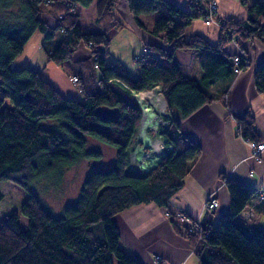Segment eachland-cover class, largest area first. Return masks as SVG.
I'll return each mask as SVG.
<instances>
[{"label":"trees","instance_id":"obj_1","mask_svg":"<svg viewBox=\"0 0 264 264\" xmlns=\"http://www.w3.org/2000/svg\"><path fill=\"white\" fill-rule=\"evenodd\" d=\"M93 1L0 0V264H141L120 245L114 214L148 202L167 207L201 151L182 133L180 119L214 97L208 92L210 86L238 73L235 55L224 50L231 35L237 42L257 39L264 45V1L239 0L246 16L219 19L218 39L210 42L199 33L186 35L190 21L200 18L192 0L189 8L172 0H124L137 26L162 33L165 42L148 45L145 54L155 53V58L143 61L142 54L137 56L141 61L132 76L121 61L105 57L108 33L122 26L113 15L119 0H96L94 23L99 30L88 31L78 23L79 10ZM12 3L17 4V13L9 10ZM42 11L54 24L41 16ZM150 12H157L154 22L140 19ZM35 31L42 32L43 39L60 32L58 42L46 50V61L61 64L71 59L72 75L77 77L73 83L82 97L62 95L39 69L10 67ZM81 44L90 53L76 57ZM183 49L196 52L202 71L199 78L182 73L175 54ZM247 63H238L240 71ZM110 80L135 91L160 87L168 121L160 127V137L171 148L146 172L127 170L140 106L129 89ZM252 81L255 91L264 94V63L254 69ZM100 105L116 107L115 116L102 119L95 111ZM235 118L240 136L261 140L249 110ZM43 121L54 123L43 125ZM86 135L115 147L111 166L102 168L94 162L101 153L86 149ZM79 157L90 162L89 172L75 202L64 205L59 213L51 212L33 192L23 198L4 190L10 182L27 187L31 179L52 174ZM220 177L228 188V209L215 224L206 217L202 220L207 237L194 248L199 264H264V226L250 227L235 220L258 189ZM18 215L26 217L22 229ZM98 221L103 230L99 235L92 228ZM185 235L192 245L194 235Z\"/></svg>","mask_w":264,"mask_h":264},{"label":"crops","instance_id":"obj_2","mask_svg":"<svg viewBox=\"0 0 264 264\" xmlns=\"http://www.w3.org/2000/svg\"><path fill=\"white\" fill-rule=\"evenodd\" d=\"M172 1L183 8H189V0ZM216 1L218 20L246 16V8L239 0ZM255 1L264 0H248V4ZM113 15L122 22V26L115 27L108 33L109 43L114 38H121L122 33L128 29L134 33V44L129 45L121 55L111 54L107 47L105 57L110 61H121L128 73L135 76L141 60L156 57L152 52L142 54V47L149 44L165 45L163 34H154L138 27L124 0H119ZM147 17L146 14L140 15L142 21L149 23ZM44 19L50 24L55 22L48 14ZM83 29L88 30L89 27ZM192 33H199L210 42H216L220 32L217 24L206 25L198 17L193 18L186 28V35ZM224 50L228 55L247 57L248 63L229 81L220 80L210 86L208 92L214 97L187 117L180 119L182 133L201 148L193 166L185 175L182 186L170 197L167 207L148 202L131 206L113 216L119 232L120 245L141 264H199L190 240L182 228L170 220L166 211H184L192 217H200L201 220L206 217L215 224L227 211L229 204L228 188L220 174L250 185L258 189V192L264 187V150L258 157L250 154L246 138L237 132L235 118V115H242L249 110L254 116L255 128L264 141V94L255 91L252 81L254 69L264 63V45L257 39H240L238 42L230 40ZM89 53L90 49L81 44L75 56L83 57ZM141 54L142 59L138 60L137 56ZM175 59L184 75L200 77L202 71L195 51L178 50ZM148 131V136L142 134V138L152 148L159 139L154 138L149 134L151 131ZM129 170L139 173L138 168L130 162ZM211 193L217 197L218 206L214 210H206L204 201ZM257 195L248 203V206H252L254 216L244 218L240 212L237 215L239 219L236 220L235 217L238 223L250 227L264 226V200L258 203ZM156 256L161 259L157 260Z\"/></svg>","mask_w":264,"mask_h":264},{"label":"rangeland","instance_id":"obj_3","mask_svg":"<svg viewBox=\"0 0 264 264\" xmlns=\"http://www.w3.org/2000/svg\"><path fill=\"white\" fill-rule=\"evenodd\" d=\"M95 1L96 0L88 6L81 7L79 10L80 16L78 23L82 28L89 27L88 31L99 30V28L93 23L95 17ZM16 3H12L9 7V10L13 11L12 13L18 12V3ZM41 7L42 9L44 8L43 3ZM146 15L148 16V24H151V22H154L157 17V12L146 13ZM41 16L45 17L46 13L42 11ZM60 36V32L57 31L52 39H43V33L35 31L25 43L22 51L10 62V67L19 68L21 66L28 65L32 68L39 69L44 78L50 81L62 95L71 98H80L82 95L72 80V74H74L73 61H71V59L65 60L61 64L46 61V50L54 47ZM121 36V38H114L111 43L107 45L111 54L121 55L124 53V50L129 47V45L134 44L133 31L130 32L126 29ZM122 50L123 52L121 53ZM145 53L146 52H142V54ZM158 92L160 93V90ZM158 92H153L154 99L158 98L156 97ZM158 96L161 97V101L165 104L162 96L160 94H158ZM7 101L8 100H6V102ZM142 104H144V102H142ZM157 108L158 110L153 111L149 107L151 116H153V113H156L157 117L151 119L150 123H143L139 128V131L137 129L131 150L129 152L128 160L130 164L135 166V168L137 167L141 172H143V170H149L159 158V152H155V145L158 143L160 144L162 139L160 137V133L153 131V129L149 126L152 125L159 129L162 121H168L165 117V105H162V108H160V106ZM173 110L176 113L178 112L175 108ZM46 123L53 124L54 121H47ZM46 123L45 121L42 122L43 125H47ZM147 129L151 131L149 134L154 136V138L156 137L159 139V142L153 145L154 148H151V146L147 144L146 140L142 138V134L148 136L146 132L148 131ZM85 138V147L87 150H98L101 153L100 157L94 160L97 165L102 168H107L114 163L115 147L113 145L100 141L91 135H86ZM89 169L90 162L85 158L79 157L76 158L70 165L64 166L52 174L37 176L31 179L27 187L15 185L10 182L4 186V190L15 193L23 198L27 197L30 192H33L51 212L59 213L64 205L75 202L79 188L83 179L87 176ZM237 219L239 218L236 216V220ZM18 222L20 228H24L26 226V217L18 215ZM92 228L97 235L103 232L100 221L94 223Z\"/></svg>","mask_w":264,"mask_h":264},{"label":"built area","instance_id":"obj_4","mask_svg":"<svg viewBox=\"0 0 264 264\" xmlns=\"http://www.w3.org/2000/svg\"><path fill=\"white\" fill-rule=\"evenodd\" d=\"M192 3H193L192 9L197 10L200 13L199 16L206 25L215 23L218 26H220V21L217 19L218 3L216 0H208V1L192 0ZM230 40H236L235 36L231 35ZM148 51H149V48L147 46H144L142 48V52L147 53ZM233 60H234V70L236 72H240V68L238 67V63L243 62V61H247V57L235 55L233 57ZM76 79H77V77L75 75H73L72 80L75 81ZM110 82H115V83L118 82L123 87L129 89V92L133 96V99L140 106V109H141V125L143 123H150L151 119L157 117L156 113H153V116H151L150 111H149V107L153 111L158 110L157 107L160 106V108H162L163 103H161L162 101H160V100L153 99V97L151 95L147 94L146 92H151L152 94H153V92H156V91L158 92L159 91V85L158 84L154 85L151 89H148V90L135 91V90L129 88L127 85H125L123 82H121L119 80H113V81L110 80ZM157 94H160V93L158 92ZM225 96H226V94L224 95V97ZM142 102H144V104H142ZM160 120H161V118H160ZM164 124H166V122L162 121L161 126ZM149 127H151L153 129V131L160 133V130H161L160 127H159V129L152 126V125H150ZM246 140H247L248 146L250 148V154L252 156L258 157L262 153V151L264 150V141L263 140L255 141V140H251L249 138H246ZM153 148H154V146H153ZM169 148H171V145L164 144L162 141L160 143L158 150H157L159 152V157H161L166 152V150ZM141 159H143V158H141ZM256 200L258 203L261 202L262 200H264V187L260 188ZM217 206H218L217 197L214 195V193L209 194L204 201V208L206 210H214ZM166 215L170 218V220L175 225L181 227L184 233L194 235V243L192 244V250H194L195 246L198 243L202 242L207 237V233L203 228V222H202L200 217H192L184 211H175V212L166 211ZM241 215L244 218L253 217L254 212H253L252 206L251 205L248 206V204H247L242 209ZM156 259L160 260L161 257L156 256Z\"/></svg>","mask_w":264,"mask_h":264},{"label":"water","instance_id":"obj_5","mask_svg":"<svg viewBox=\"0 0 264 264\" xmlns=\"http://www.w3.org/2000/svg\"><path fill=\"white\" fill-rule=\"evenodd\" d=\"M95 111L102 119H109L115 116L117 108H111L105 105H100L96 107Z\"/></svg>","mask_w":264,"mask_h":264},{"label":"bare ground","instance_id":"obj_6","mask_svg":"<svg viewBox=\"0 0 264 264\" xmlns=\"http://www.w3.org/2000/svg\"><path fill=\"white\" fill-rule=\"evenodd\" d=\"M147 94H149V95H151L152 97H153V99H154V94H152L151 92H146ZM156 97H158V98H155L156 100H160L161 101V97H159L158 96V94H157V96ZM161 103H163V102H161ZM163 105H165L164 103H163ZM162 110V109H161ZM160 111V110H159ZM156 143V142H155ZM159 146H160V144L158 143V144H156V147H155V152L158 150V148H159Z\"/></svg>","mask_w":264,"mask_h":264}]
</instances>
